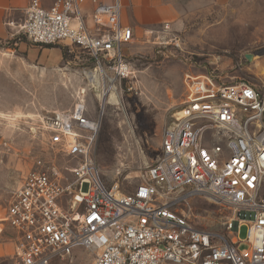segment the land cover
I'll use <instances>...</instances> for the list:
<instances>
[{"label": "built area", "instance_id": "built-area-1", "mask_svg": "<svg viewBox=\"0 0 264 264\" xmlns=\"http://www.w3.org/2000/svg\"><path fill=\"white\" fill-rule=\"evenodd\" d=\"M121 11L120 0H30L8 25L35 44L74 45L121 81L133 77L124 47L134 40ZM183 86L157 159L129 192L102 180L93 154L101 119L83 100L41 113L38 132L66 162L38 159L14 190L0 218V233L13 232L14 264H51L77 248L94 253L92 264H264V92L210 74L185 73ZM195 197L224 212L220 231L191 218Z\"/></svg>", "mask_w": 264, "mask_h": 264}, {"label": "rangeland", "instance_id": "rangeland-1", "mask_svg": "<svg viewBox=\"0 0 264 264\" xmlns=\"http://www.w3.org/2000/svg\"><path fill=\"white\" fill-rule=\"evenodd\" d=\"M177 2L182 12L168 22L169 33L149 32L161 22L124 47L133 71L127 80L114 79L108 65L94 66L87 52L69 43L35 44L22 33L0 41V218L38 159L66 162L37 130L43 112L83 100L101 119L93 154L102 180L129 192L157 159L163 129L184 98L185 73L210 74L218 83L245 80L264 92V0ZM188 207L198 227L221 230L224 212L218 206L195 197ZM246 231L240 226L238 238ZM13 253V232L6 228L0 233V264H14ZM93 256L77 248L51 264H92Z\"/></svg>", "mask_w": 264, "mask_h": 264}, {"label": "crops", "instance_id": "crops-1", "mask_svg": "<svg viewBox=\"0 0 264 264\" xmlns=\"http://www.w3.org/2000/svg\"><path fill=\"white\" fill-rule=\"evenodd\" d=\"M30 0H0V41L12 36L13 26L24 18L25 9ZM44 6H49L54 0H40ZM110 3L114 0H100ZM178 0H120L122 11L121 21L130 24L134 35L148 27L159 25L161 22H171L178 18L182 10L177 7ZM92 5L86 2L82 8L90 11Z\"/></svg>", "mask_w": 264, "mask_h": 264}, {"label": "bare ground", "instance_id": "bare-ground-1", "mask_svg": "<svg viewBox=\"0 0 264 264\" xmlns=\"http://www.w3.org/2000/svg\"><path fill=\"white\" fill-rule=\"evenodd\" d=\"M249 57L250 56H252V55H248ZM251 58V57H250ZM92 73V72H91ZM94 73V72H93ZM88 74H90V73H88ZM94 75V74H93ZM95 75H96V73H95ZM89 77V76H88ZM96 76H92L89 80H91V81H94V79H96L95 78ZM97 81V80H96ZM98 83V82H97ZM94 84V83H93ZM95 86V85H94ZM115 92V91H114ZM151 92V91H150ZM104 93V92H103ZM100 94V93H99ZM102 94V93H101ZM111 95H110V99H111V101H113L114 103H118V100H117V96H115L116 94L115 93H110ZM100 97L99 98H101V95H99ZM109 99V100H110Z\"/></svg>", "mask_w": 264, "mask_h": 264}]
</instances>
